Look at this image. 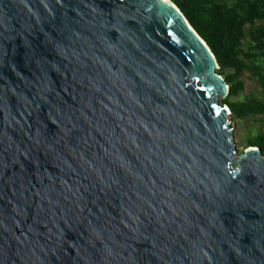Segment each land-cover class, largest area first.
<instances>
[{
	"label": "water",
	"instance_id": "1",
	"mask_svg": "<svg viewBox=\"0 0 264 264\" xmlns=\"http://www.w3.org/2000/svg\"><path fill=\"white\" fill-rule=\"evenodd\" d=\"M176 0H0V264H264V154Z\"/></svg>",
	"mask_w": 264,
	"mask_h": 264
},
{
	"label": "trees",
	"instance_id": "2",
	"mask_svg": "<svg viewBox=\"0 0 264 264\" xmlns=\"http://www.w3.org/2000/svg\"><path fill=\"white\" fill-rule=\"evenodd\" d=\"M176 6L206 42L219 68L232 70L224 77L228 90L222 103L238 118L261 113L264 105L259 101L248 98L234 103L229 97L242 86L241 82L234 81V77L246 67L238 57L245 24L253 26L255 21L261 22L249 29V36L254 47L264 52V0H234L230 5L221 4L219 0H176ZM251 69L264 86V74H260L258 67L252 66Z\"/></svg>",
	"mask_w": 264,
	"mask_h": 264
},
{
	"label": "rangeland",
	"instance_id": "3",
	"mask_svg": "<svg viewBox=\"0 0 264 264\" xmlns=\"http://www.w3.org/2000/svg\"><path fill=\"white\" fill-rule=\"evenodd\" d=\"M233 1L219 0L221 4L225 5H230ZM260 23V21H255L253 26L245 24L243 27L244 37L241 39V52L238 57L246 67H243L234 77V81L241 82L242 86L234 96L229 97L230 102L240 103L252 98L264 105V86L260 83L258 74L251 69L252 66L258 67L260 74H264V52L261 53V50L254 47L249 36V29ZM216 73L224 79L225 75L232 73V70L221 69L217 66ZM224 98L219 97L218 99L222 105H225L222 103ZM225 106L227 107V105ZM227 119L232 128L231 138L238 155L250 146L259 147L261 151L264 150V110L259 114L238 118L228 109Z\"/></svg>",
	"mask_w": 264,
	"mask_h": 264
},
{
	"label": "bare ground",
	"instance_id": "4",
	"mask_svg": "<svg viewBox=\"0 0 264 264\" xmlns=\"http://www.w3.org/2000/svg\"><path fill=\"white\" fill-rule=\"evenodd\" d=\"M218 99H219V97H218Z\"/></svg>",
	"mask_w": 264,
	"mask_h": 264
}]
</instances>
